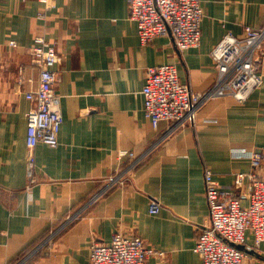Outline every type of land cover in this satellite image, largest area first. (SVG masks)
Returning <instances> with one entry per match:
<instances>
[{"label":"crops","instance_id":"obj_1","mask_svg":"<svg viewBox=\"0 0 264 264\" xmlns=\"http://www.w3.org/2000/svg\"><path fill=\"white\" fill-rule=\"evenodd\" d=\"M54 1L43 21L40 0H0V264H90L91 244L117 232L157 250L147 264H204L194 248L209 224L206 171L224 189L241 172L264 177V160L252 162L264 153V79L244 101L209 96L194 125L155 128L146 70L174 63L183 82L209 94L219 75L212 49L229 33L264 28V0H201V44L183 52L171 35L142 44L128 0ZM40 34L62 57L64 122L57 147H36L30 177L26 92L39 85L31 47ZM259 63L264 75V47ZM245 250L243 264H264L252 232Z\"/></svg>","mask_w":264,"mask_h":264},{"label":"built area","instance_id":"obj_2","mask_svg":"<svg viewBox=\"0 0 264 264\" xmlns=\"http://www.w3.org/2000/svg\"><path fill=\"white\" fill-rule=\"evenodd\" d=\"M44 9L38 18L47 21L56 7L54 0H40ZM130 19L136 22L142 44L159 36L171 35L180 51L199 47L202 41L204 11L201 0H128ZM17 47L15 40L10 41ZM264 47V28L247 27L241 37L232 33L212 49L211 56L218 71L216 86L209 94L194 90L183 82L174 63L149 66L142 89L145 112L152 125L171 122L181 128L194 125L206 98L229 95L244 101L263 82L260 53ZM32 63L39 70V85L26 92L31 106L27 114L28 171L34 175V151L40 144L57 147L64 122L60 110L61 96L56 92L62 62L55 44L44 34L35 37L31 47ZM19 82H24L20 68ZM121 156L128 155L121 152ZM129 155H132L129 153ZM264 160L263 152H255L252 162L257 168ZM206 196L209 204V224L201 228L194 250L204 264H243L248 252V232L254 236V246H264V177L254 172L238 173L232 189L221 188L211 171L205 173ZM247 186L242 196L240 190ZM243 198L247 203H243ZM150 213L159 214L162 205L153 200ZM243 246V247H240ZM157 250L141 236L117 232L110 243L91 244L90 264H147Z\"/></svg>","mask_w":264,"mask_h":264},{"label":"water","instance_id":"obj_3","mask_svg":"<svg viewBox=\"0 0 264 264\" xmlns=\"http://www.w3.org/2000/svg\"><path fill=\"white\" fill-rule=\"evenodd\" d=\"M240 247H243V246H240Z\"/></svg>","mask_w":264,"mask_h":264}]
</instances>
